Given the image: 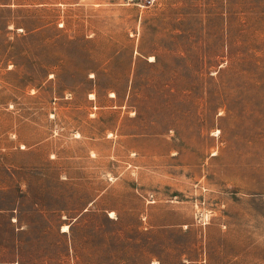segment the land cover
Returning <instances> with one entry per match:
<instances>
[{"label": "rangeland", "instance_id": "obj_1", "mask_svg": "<svg viewBox=\"0 0 264 264\" xmlns=\"http://www.w3.org/2000/svg\"><path fill=\"white\" fill-rule=\"evenodd\" d=\"M0 264H264V0H0Z\"/></svg>", "mask_w": 264, "mask_h": 264}]
</instances>
